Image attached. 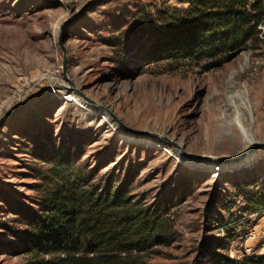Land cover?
Returning a JSON list of instances; mask_svg holds the SVG:
<instances>
[{"label": "rangeland", "instance_id": "obj_1", "mask_svg": "<svg viewBox=\"0 0 264 264\" xmlns=\"http://www.w3.org/2000/svg\"><path fill=\"white\" fill-rule=\"evenodd\" d=\"M187 7L0 0V264L35 259L27 237L45 200L76 187L123 190L158 217L160 234L133 252L146 264L264 257V149L232 162L264 143V43L210 71L151 62L164 21Z\"/></svg>", "mask_w": 264, "mask_h": 264}, {"label": "trees", "instance_id": "obj_2", "mask_svg": "<svg viewBox=\"0 0 264 264\" xmlns=\"http://www.w3.org/2000/svg\"><path fill=\"white\" fill-rule=\"evenodd\" d=\"M178 1L188 7L164 21L151 62H208L210 71L264 43V0ZM45 203L47 213L27 237L26 252L36 256L29 264H146L133 252L160 234L158 217L132 204L123 190H55ZM241 264H264V257Z\"/></svg>", "mask_w": 264, "mask_h": 264}, {"label": "water", "instance_id": "obj_3", "mask_svg": "<svg viewBox=\"0 0 264 264\" xmlns=\"http://www.w3.org/2000/svg\"><path fill=\"white\" fill-rule=\"evenodd\" d=\"M65 40H63L62 38H60L59 40V46L63 52V74L65 77H67V63H66V59H67V54H66V48H65ZM59 87H64V88H67L68 87L66 85H58ZM57 86V87H58ZM85 100H87L88 103L90 104H95V102L87 97H84ZM97 105V104H96ZM99 106V105H98ZM17 109H15L14 111H12L11 113H9L8 115H6L3 119H2V122L8 118L13 112H15ZM140 134H147V135H153L155 137H162L160 135H157V134H154L152 132H139ZM177 147V146H176ZM260 149H264V143H261V144H258V145H252V147L250 148V150L244 152L240 158H237V159H233L232 162H239L242 158H245L251 154H253L256 150H260ZM186 156H189L186 154ZM210 160H213L215 162H219V160L217 158H209Z\"/></svg>", "mask_w": 264, "mask_h": 264}, {"label": "bare ground", "instance_id": "obj_4", "mask_svg": "<svg viewBox=\"0 0 264 264\" xmlns=\"http://www.w3.org/2000/svg\"><path fill=\"white\" fill-rule=\"evenodd\" d=\"M238 97H240V99L242 101H244L243 97L240 96V95H237ZM86 102V101H85ZM245 102V101H244ZM87 103V102H86ZM231 103L235 106V109H236V112L237 114L235 115V124H236V127L239 128V130L241 131V133L245 136L246 139H248V141H250L252 143V139L250 138V133L247 131V129L244 127V124H243V120L241 118V115L240 113L242 112L240 108L237 107V103L236 101H234L233 99H231ZM89 105H93V106H97L95 104H90L88 103ZM243 106L247 109V105L243 103ZM130 132V131H129ZM134 133V132H133ZM140 136H147V137H151L153 135H140ZM252 136V135H251ZM155 137V136H154ZM253 144V143H252Z\"/></svg>", "mask_w": 264, "mask_h": 264}, {"label": "built area", "instance_id": "obj_5", "mask_svg": "<svg viewBox=\"0 0 264 264\" xmlns=\"http://www.w3.org/2000/svg\"><path fill=\"white\" fill-rule=\"evenodd\" d=\"M47 80V79H46ZM55 80V79H54ZM53 80V81H54ZM51 84V83H50ZM58 85H61V84H58V83H55V84H51V88L50 89H54V87H57ZM64 99L65 100H68V101H74V99H72L71 97H70V94L69 95H66L65 97H64Z\"/></svg>", "mask_w": 264, "mask_h": 264}]
</instances>
